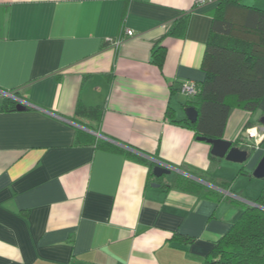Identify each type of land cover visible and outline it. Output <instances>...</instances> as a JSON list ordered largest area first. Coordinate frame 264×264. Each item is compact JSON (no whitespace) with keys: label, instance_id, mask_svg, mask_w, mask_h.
Instances as JSON below:
<instances>
[{"label":"crops","instance_id":"obj_1","mask_svg":"<svg viewBox=\"0 0 264 264\" xmlns=\"http://www.w3.org/2000/svg\"><path fill=\"white\" fill-rule=\"evenodd\" d=\"M217 5L0 0V89L28 103L0 108V264H204L241 212L232 198L263 186L253 170L264 154V97L253 114L230 108L223 137L256 144L231 165L186 114L182 85L206 76ZM247 6L264 9V0H239L226 15L242 24ZM141 158L175 175L155 176ZM230 168L231 184H213L222 198L174 184L213 183Z\"/></svg>","mask_w":264,"mask_h":264},{"label":"trees","instance_id":"obj_2","mask_svg":"<svg viewBox=\"0 0 264 264\" xmlns=\"http://www.w3.org/2000/svg\"><path fill=\"white\" fill-rule=\"evenodd\" d=\"M216 3L213 30L202 60L206 76L197 82V92L187 96L188 105L198 110L196 120L190 122L197 136L223 137L232 106L242 107L253 114L264 97V9L247 6L248 13L241 24L226 15L228 7L239 5V0ZM6 91L16 95L0 91V108L18 109L17 91ZM100 110L98 106H77V112L100 113ZM253 120L257 121L250 118L247 125L253 124L250 122ZM232 143L250 153L256 147L245 137ZM141 159L149 164L150 169L155 165L153 161ZM174 184L184 190L225 197L222 191L188 176H179ZM213 184L225 188L231 182L217 179ZM232 200L242 208L241 212L228 231L215 242L204 264H264V178L257 197Z\"/></svg>","mask_w":264,"mask_h":264},{"label":"water","instance_id":"obj_3","mask_svg":"<svg viewBox=\"0 0 264 264\" xmlns=\"http://www.w3.org/2000/svg\"><path fill=\"white\" fill-rule=\"evenodd\" d=\"M0 91L5 94H13L11 91H6L4 89H0ZM17 108L25 109L26 104L22 101H19ZM186 114L189 120L193 122L197 118L198 110L196 107L190 105L186 108ZM262 121H264V117H262ZM197 138L211 143V153L217 157H224L228 160L243 162L250 156V152L248 150L234 145L230 139H226L224 137H209L205 135H198ZM171 171L172 169L170 165H167L162 161H158V163H156L152 168V172L155 176L168 174ZM253 174L256 177L264 178V154L254 168ZM156 184L158 185L159 183Z\"/></svg>","mask_w":264,"mask_h":264},{"label":"rangeland","instance_id":"obj_4","mask_svg":"<svg viewBox=\"0 0 264 264\" xmlns=\"http://www.w3.org/2000/svg\"><path fill=\"white\" fill-rule=\"evenodd\" d=\"M240 35H242V34H240ZM12 93H13V92H12ZM8 95H10V94H8ZM11 95H12V96H15L16 94L13 93V94H11ZM11 95H10V96H11ZM226 161H230V162H227V163H229V165H231V160H226ZM221 174H223L222 171L220 172V177H224V178H222V179H224V180H229L230 182H232L233 178L236 177L235 174H232V175H231V168L225 170V174H226V175H221ZM174 175H175V174H174V171H171L170 173L166 174V177L171 178V177H173ZM231 176H232V177H231ZM253 179L256 180L257 177H256V176H253ZM261 180H262V179H261ZM204 184L209 185V186H211V187L214 188V185H213L212 181H210L209 183H208V182H207V183H204ZM253 187H254V186H247V190H246V191H244V192H240V193L245 197L244 199L255 198V197L258 196V194L260 193L261 189H259V190L257 191V190L254 189ZM233 188L236 189V190L239 189V187H237V186H234ZM242 195H241V196H242Z\"/></svg>","mask_w":264,"mask_h":264},{"label":"built area","instance_id":"obj_5","mask_svg":"<svg viewBox=\"0 0 264 264\" xmlns=\"http://www.w3.org/2000/svg\"><path fill=\"white\" fill-rule=\"evenodd\" d=\"M218 1H220V0H195V3L197 5H200V4H206V3L218 2ZM126 34L127 35H133L134 34L133 29H130V28L126 29ZM119 41H120L119 39H116V40H113V43L118 44ZM182 88H183V91L187 95L195 94L197 92V89H198L197 81H195L193 79H188V80L184 81ZM18 99H19V101H22L25 104H28L27 101H25L21 98H18Z\"/></svg>","mask_w":264,"mask_h":264}]
</instances>
